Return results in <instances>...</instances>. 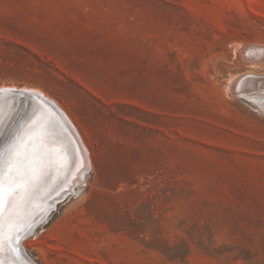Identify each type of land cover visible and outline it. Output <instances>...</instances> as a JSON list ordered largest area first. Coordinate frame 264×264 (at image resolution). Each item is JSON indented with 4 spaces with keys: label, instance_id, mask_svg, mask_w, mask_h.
<instances>
[{
    "label": "rangeland",
    "instance_id": "obj_1",
    "mask_svg": "<svg viewBox=\"0 0 264 264\" xmlns=\"http://www.w3.org/2000/svg\"><path fill=\"white\" fill-rule=\"evenodd\" d=\"M1 85L91 161L35 264H264V0H0Z\"/></svg>",
    "mask_w": 264,
    "mask_h": 264
},
{
    "label": "bare ground",
    "instance_id": "obj_2",
    "mask_svg": "<svg viewBox=\"0 0 264 264\" xmlns=\"http://www.w3.org/2000/svg\"><path fill=\"white\" fill-rule=\"evenodd\" d=\"M0 90L4 91L0 93V123L8 115V123H11L12 132H15L10 150L1 147L3 160L0 163V175L6 189L11 186L17 190L11 206L6 202L0 219V264H27L22 258H14L19 247L12 241L13 235L35 221L44 219L53 211L57 201L74 192L91 161L86 150L88 148H85L76 127L56 101L31 87L1 85ZM22 91L40 94L46 101L36 98L31 104H28L27 99L22 102L18 96ZM14 108L17 109L14 111ZM57 120L67 127L57 126ZM7 131L5 128L3 134ZM11 137L0 140L3 142L1 144H7Z\"/></svg>",
    "mask_w": 264,
    "mask_h": 264
},
{
    "label": "water",
    "instance_id": "obj_3",
    "mask_svg": "<svg viewBox=\"0 0 264 264\" xmlns=\"http://www.w3.org/2000/svg\"><path fill=\"white\" fill-rule=\"evenodd\" d=\"M18 96L21 98V99H27L28 100V103L30 101H32L33 99H36L38 98L39 100L41 101H46L40 94H36V93H30V92H25V91H22V92H19L18 93ZM30 100V101H29ZM23 102V101H22ZM59 112V111H58ZM60 113V112H59ZM61 120H57V126L59 127H67L65 124L61 123L60 122ZM14 138V137H13ZM12 138V139H13ZM76 138V136H75ZM12 139H9V142L7 143L6 146L8 147H4L5 150H10V148L12 147V144H13V141ZM77 139V138H76ZM78 140V139H77ZM8 148V149H7ZM3 149V150H4ZM1 171V170H0ZM65 198V197H64ZM64 198H62L61 200L57 201L55 204H54V208L53 210L55 209V206L60 203ZM51 212L48 213V215L50 214ZM43 219H39L37 221H35L33 224H31V226L29 225V227H25L21 230H18L12 237V241L15 242V246L16 247H19V251L17 250V255L14 256L15 259H23L25 260V262H27V264H35L27 255V253L25 252V250L21 247V242L26 239L28 236L32 235L33 232L35 231V229L37 227H39L44 221L47 220V216ZM37 222V223H36ZM12 249V248H11Z\"/></svg>",
    "mask_w": 264,
    "mask_h": 264
},
{
    "label": "snow or ice",
    "instance_id": "obj_4",
    "mask_svg": "<svg viewBox=\"0 0 264 264\" xmlns=\"http://www.w3.org/2000/svg\"><path fill=\"white\" fill-rule=\"evenodd\" d=\"M3 160V152L0 151V163ZM17 195V190L13 187L9 186L7 189L5 188L4 181L2 175H0V219L3 217V213L5 211L6 202L9 206H11L12 202Z\"/></svg>",
    "mask_w": 264,
    "mask_h": 264
}]
</instances>
